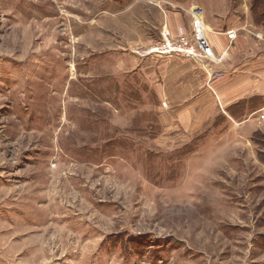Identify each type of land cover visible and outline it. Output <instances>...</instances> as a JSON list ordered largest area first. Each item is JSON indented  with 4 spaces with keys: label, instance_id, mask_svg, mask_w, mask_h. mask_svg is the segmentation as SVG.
Instances as JSON below:
<instances>
[{
    "label": "rangeland",
    "instance_id": "obj_1",
    "mask_svg": "<svg viewBox=\"0 0 264 264\" xmlns=\"http://www.w3.org/2000/svg\"><path fill=\"white\" fill-rule=\"evenodd\" d=\"M259 8L0 0V264H264ZM196 19L212 59L149 54ZM165 58L205 75L210 110L166 103L148 69Z\"/></svg>",
    "mask_w": 264,
    "mask_h": 264
},
{
    "label": "crops",
    "instance_id": "obj_2",
    "mask_svg": "<svg viewBox=\"0 0 264 264\" xmlns=\"http://www.w3.org/2000/svg\"><path fill=\"white\" fill-rule=\"evenodd\" d=\"M168 23H170V31L176 35L179 29L178 26L183 23V18L175 13H171ZM186 24L187 21L184 18V29L186 28ZM211 39L215 45L216 52L219 54L223 53V57L231 51V46H233L231 44L236 40L230 41L225 33L214 34L211 36ZM147 65L148 63H145V70L147 69ZM237 68L236 66L235 69ZM148 69L153 71L151 77H153L154 81L159 78L163 82L160 90L166 89L165 92H161V96L165 97L166 103L169 102L171 105L178 106L189 102L190 119L193 109L210 110L209 98L207 99V97H210V91L206 85V77L191 61L179 58L158 59L152 61ZM226 84L231 83L228 82Z\"/></svg>",
    "mask_w": 264,
    "mask_h": 264
},
{
    "label": "built area",
    "instance_id": "obj_3",
    "mask_svg": "<svg viewBox=\"0 0 264 264\" xmlns=\"http://www.w3.org/2000/svg\"><path fill=\"white\" fill-rule=\"evenodd\" d=\"M195 36L194 40L190 41L187 38H181L178 41H173L170 34L166 32L162 44L152 49L149 54H157L161 56L176 55L185 56L199 63H204L206 60L213 58V47L207 38L203 22L201 19H196L194 23ZM230 41L236 39V33L228 32Z\"/></svg>",
    "mask_w": 264,
    "mask_h": 264
},
{
    "label": "trees",
    "instance_id": "obj_4",
    "mask_svg": "<svg viewBox=\"0 0 264 264\" xmlns=\"http://www.w3.org/2000/svg\"><path fill=\"white\" fill-rule=\"evenodd\" d=\"M260 8L259 9H257V13H259L260 12ZM258 15H260V18H264V11L262 10ZM264 20V19H263ZM260 24H264V21H262Z\"/></svg>",
    "mask_w": 264,
    "mask_h": 264
}]
</instances>
